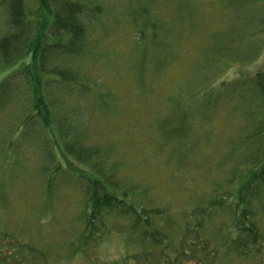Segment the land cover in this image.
<instances>
[{
  "label": "rangeland",
  "instance_id": "obj_1",
  "mask_svg": "<svg viewBox=\"0 0 264 264\" xmlns=\"http://www.w3.org/2000/svg\"><path fill=\"white\" fill-rule=\"evenodd\" d=\"M100 1L91 25L95 52L78 64L97 82L94 89L76 99L60 92L64 105L52 109L51 129L38 119L37 129L29 128L32 140L18 134L25 90L0 112V264L130 263L151 245L135 232L130 206L165 208V216L150 218L168 231L173 249L186 227L210 212L215 264H263L264 249H228L235 228L228 213L229 206L253 205L264 232V190L244 185V168L259 158L251 161L252 153L264 148L255 136L264 97L257 101L250 90V78L264 69V0ZM141 12L146 23L139 31ZM6 29L0 7V36ZM12 67L0 63V82L19 65ZM72 108L69 123L77 126L64 127ZM60 124L65 129L55 130ZM74 140L99 154L84 162L68 147ZM103 178L123 196L125 210L109 214L104 207L92 223L90 186Z\"/></svg>",
  "mask_w": 264,
  "mask_h": 264
},
{
  "label": "trees",
  "instance_id": "obj_2",
  "mask_svg": "<svg viewBox=\"0 0 264 264\" xmlns=\"http://www.w3.org/2000/svg\"><path fill=\"white\" fill-rule=\"evenodd\" d=\"M36 2L37 6L35 3V7L31 8L28 5V0H0V7L7 15V29L0 36V63L13 67L19 65L0 82V112L12 103L20 91L24 93L25 90L28 95L24 97V101L21 98L18 100L19 103L22 102L21 109L24 111L18 123L20 127L18 134L22 135V140L32 137L29 128L32 126L36 128L40 118L44 127L51 129V125L47 122L52 109L64 105L63 97L59 96L60 92L62 96L66 94L75 99L76 96L85 98L94 89L92 84L97 83L93 82L94 80L86 73L85 68H81L78 64L82 58L85 59V62L89 61L92 58L89 53L95 52L90 45L91 25L96 24L97 15L102 12L103 1L37 0ZM137 2L148 3L145 0H137ZM143 19L144 12H141L140 16L136 18L139 31L146 23ZM259 21H263V19ZM26 56L31 57V60L26 61ZM250 79L254 82L250 89L251 98L254 97L255 100L260 101L264 97V69H260ZM243 83L244 89H247L249 80ZM248 97L250 98L249 94ZM82 101L85 103V100ZM82 101H78V103L81 104ZM254 107L256 108V106H252V109H255ZM74 109H67L68 116L65 118L67 120L64 127L68 125L75 128L77 126L75 123H69L70 119H74L71 114ZM259 122L261 125L256 128L255 136L260 138L257 139V142L262 139L264 144L262 135L264 121L260 120ZM26 127H28L27 131H25ZM64 127L63 124H60L58 128L55 127V130L65 129ZM70 133L71 127L67 134L68 138L74 136ZM38 134L40 135V133ZM53 135L56 136V133ZM48 136L45 140L51 141ZM32 139L34 138L32 137ZM83 144V140L80 144L74 140L68 143V147L71 153L76 152L84 162L91 161L99 154ZM256 157L259 158L244 168L250 178L244 185L247 184V187H252V189L258 190V194L263 195L264 148L261 152L254 151L250 160L253 161ZM259 161L260 163H258ZM99 177L101 178V176ZM101 180H95V184L90 186V189L93 190L91 196L94 209L91 214L92 223L95 222V218L102 208L108 206L110 214L117 210V206L122 209L125 206L123 196L107 189L106 181L104 182V178ZM243 188L241 186L240 191ZM229 207L232 208V214L228 213V215L235 228L231 230H229L231 227L228 228V233L234 236L228 249L244 255L261 253L264 249V232L260 231L257 224L258 213L254 206L249 204L236 211L233 210L234 207ZM130 209L136 218L133 224L135 232L142 233V236L147 238L151 245L149 250L131 256L133 260L130 263L124 262L123 264H134L135 262L138 264H215L218 257L213 248L219 244L212 243L208 239L210 229L207 221L211 220L210 212H201V220L194 223L193 226L186 227L184 239L181 240L179 247L173 249L168 240V231L157 227L150 218L152 214L160 217L165 216V208L151 210L145 208L137 212L139 210L137 207L130 206L126 210ZM100 215H103V210ZM205 217L207 219H204ZM199 225L202 227L200 228ZM141 228L144 230L141 231ZM218 228H215L214 232L224 233L225 238L227 233L218 232ZM192 231L196 236L195 239L189 237ZM24 245L27 246V244ZM224 245L226 249V242ZM19 246L20 251L27 250L33 257H35L34 255L42 256L32 248L21 249L25 247L20 244ZM10 255L14 256V253L9 252L8 256ZM7 263L11 262L7 261Z\"/></svg>",
  "mask_w": 264,
  "mask_h": 264
}]
</instances>
